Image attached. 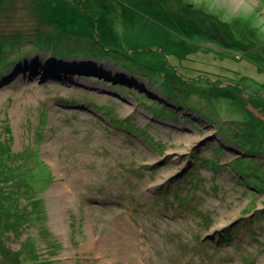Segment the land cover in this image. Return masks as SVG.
<instances>
[{
    "label": "rangeland",
    "instance_id": "1",
    "mask_svg": "<svg viewBox=\"0 0 264 264\" xmlns=\"http://www.w3.org/2000/svg\"><path fill=\"white\" fill-rule=\"evenodd\" d=\"M167 3L0 0V264H264V0Z\"/></svg>",
    "mask_w": 264,
    "mask_h": 264
},
{
    "label": "trees",
    "instance_id": "2",
    "mask_svg": "<svg viewBox=\"0 0 264 264\" xmlns=\"http://www.w3.org/2000/svg\"><path fill=\"white\" fill-rule=\"evenodd\" d=\"M168 1L169 0H144V6L143 7L145 8V10L153 12V13H157V12H160L159 14L168 13L169 15H171L174 18L173 19L174 22H176L180 26L186 28L187 31H189L188 35H190V36L193 33H198L195 30L197 29V27L199 28L200 23L197 20H194V19L192 20V19H190V17H188V15L191 13V10L189 8H187V6L185 5L184 8L181 9L182 12L178 13L179 11H176L172 7L171 8L169 7V5L167 3ZM97 9L98 10H95V9L94 10L101 12V15L105 11V8L104 9L103 8H99V6H97ZM172 10L175 12L176 15L172 14ZM71 11H75L76 12L77 10L72 9ZM79 13H80V11L78 10L77 14H79ZM81 15H83L82 16L83 18L90 19L89 17L84 16V14H81ZM77 18H78V16H74L72 19L70 18V20L72 21V25H70L67 28H66V26H64L63 30H67V31L74 30V31H76L77 30L76 28L78 26H80L79 20H77ZM222 24H220V25H218V24L212 25V26H214V29H216V30H212V31H219V33H222V34H225V35L229 34L230 43L234 44L231 47H235L236 46V48H238V49L245 50V47L244 48L242 47L243 46V40L240 39V38L235 37L230 31H227L222 26ZM203 26L206 27L208 25H203ZM224 26L226 27L225 24H224ZM201 29H203V27ZM111 34H113V33H111ZM111 34H110V31H108V35L106 36V38L111 36ZM122 53L125 54L126 52L122 51ZM219 81L220 80L212 82V83L216 85V84H218ZM215 85H211V87L214 88V90H215V87H216ZM211 96L216 98V99H219L218 96L237 97V96H232V94H229L227 91H223V90H217V92L213 91L211 93ZM254 118L255 117L250 118L248 120V123L250 124V126L252 128L251 131L253 132V134L254 135L257 134L256 136L259 137L261 139V141H262V140H264V120H262L261 117L259 118V116H257L255 119ZM256 119H258L257 121H259V123L257 122L258 126L255 125L254 122H251V120L254 121ZM258 133H260V135H258ZM259 144H260L259 146L264 145V144H262V142L259 143ZM1 149L3 150L1 152V154L6 153L5 151L8 150L7 145H2L1 141H0V150ZM27 153H28V150H26V152L23 153L24 157L27 156ZM35 157L37 158V160H39L37 155L34 156V159H35ZM29 166L30 167H28V171L27 172H26L25 164H24V166L22 165L21 167H19V169H18L19 170L18 171L19 172L18 173V177L24 178V176L26 177V175H31L32 171L34 170V166H32V165H29ZM37 175L38 174H32V179L38 181ZM15 178H17V175L15 176ZM41 180H42V182H46L44 176L41 178ZM41 180L39 178L40 183H41ZM29 186L31 187V185H29ZM2 197L3 196L0 195V215H2L1 224H3L4 222L8 223V224H9V222L10 223L11 222L15 223L16 221H18L17 218H20V217L21 218H20V223L19 224H21L23 222L22 213H23L24 208L17 207L18 206V204H16L17 203V198L14 197L13 195L8 196V198H6V199H2ZM34 197H35L34 195L31 197L32 198V202H33V204L37 205V208H39V204H40L41 200L39 198H35L34 199ZM15 207H17V208H15ZM12 217H14V218L12 219ZM228 238L226 237L224 239L227 240ZM24 252H25V250L22 251V254L17 252L15 254L14 258H16V256H18L19 254H20L19 256L22 257L24 255ZM31 253L33 254L34 258L36 259L37 256H38L36 249L35 250L32 249Z\"/></svg>",
    "mask_w": 264,
    "mask_h": 264
},
{
    "label": "bare ground",
    "instance_id": "3",
    "mask_svg": "<svg viewBox=\"0 0 264 264\" xmlns=\"http://www.w3.org/2000/svg\"><path fill=\"white\" fill-rule=\"evenodd\" d=\"M79 23H80V21H79ZM114 35H116L115 33H114ZM192 137H194L195 138V134H193V133H191L190 135H185L184 136V138H186L185 140L188 142ZM64 186L62 187H60V188H54V189H52V194H53V196L51 197L52 198V200L53 201H58L59 200V198H60V195L61 194H64L63 192H64ZM56 193H58V194H56ZM65 195V194H64ZM57 204V203H56ZM225 220V219H224ZM226 221V220H225ZM224 221V222H225Z\"/></svg>",
    "mask_w": 264,
    "mask_h": 264
}]
</instances>
